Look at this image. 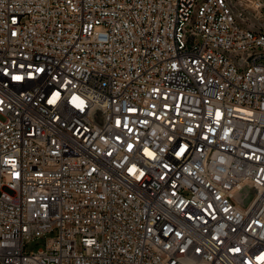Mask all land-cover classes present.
I'll use <instances>...</instances> for the list:
<instances>
[{"label":"built area","instance_id":"built-area-1","mask_svg":"<svg viewBox=\"0 0 264 264\" xmlns=\"http://www.w3.org/2000/svg\"><path fill=\"white\" fill-rule=\"evenodd\" d=\"M254 1L0 0V264H264Z\"/></svg>","mask_w":264,"mask_h":264},{"label":"rangeland","instance_id":"rangeland-1","mask_svg":"<svg viewBox=\"0 0 264 264\" xmlns=\"http://www.w3.org/2000/svg\"><path fill=\"white\" fill-rule=\"evenodd\" d=\"M231 5L238 19L247 26L259 29L263 24L262 17L256 8L254 0H233ZM55 234L56 232L53 231L48 235L53 236ZM25 244V249L27 251L43 248L45 247V236L27 240Z\"/></svg>","mask_w":264,"mask_h":264},{"label":"snow or ice","instance_id":"snow-or-ice-1","mask_svg":"<svg viewBox=\"0 0 264 264\" xmlns=\"http://www.w3.org/2000/svg\"><path fill=\"white\" fill-rule=\"evenodd\" d=\"M14 78L17 79V80L20 79V77H18V76H17V77H14ZM51 102H52V101H50V103H51ZM258 259H259V260H264V256L258 257Z\"/></svg>","mask_w":264,"mask_h":264},{"label":"bare ground","instance_id":"bare-ground-1","mask_svg":"<svg viewBox=\"0 0 264 264\" xmlns=\"http://www.w3.org/2000/svg\"><path fill=\"white\" fill-rule=\"evenodd\" d=\"M242 1H245V0H242Z\"/></svg>","mask_w":264,"mask_h":264}]
</instances>
